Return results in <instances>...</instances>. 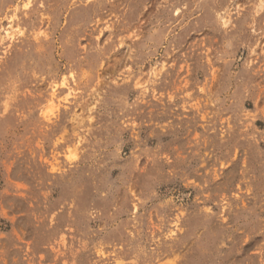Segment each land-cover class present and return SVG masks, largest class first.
<instances>
[{"label":"rangeland","instance_id":"obj_1","mask_svg":"<svg viewBox=\"0 0 264 264\" xmlns=\"http://www.w3.org/2000/svg\"><path fill=\"white\" fill-rule=\"evenodd\" d=\"M0 264H264V0H0Z\"/></svg>","mask_w":264,"mask_h":264},{"label":"bare ground","instance_id":"obj_2","mask_svg":"<svg viewBox=\"0 0 264 264\" xmlns=\"http://www.w3.org/2000/svg\"><path fill=\"white\" fill-rule=\"evenodd\" d=\"M8 31H9L8 29H5V34L6 35H8ZM9 33H10V31H9Z\"/></svg>","mask_w":264,"mask_h":264}]
</instances>
